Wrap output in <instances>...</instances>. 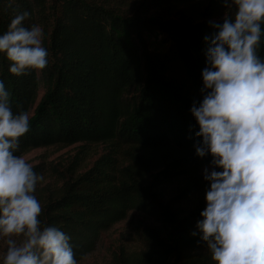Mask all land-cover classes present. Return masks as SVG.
I'll return each mask as SVG.
<instances>
[{
    "label": "trees",
    "instance_id": "16d2710c",
    "mask_svg": "<svg viewBox=\"0 0 264 264\" xmlns=\"http://www.w3.org/2000/svg\"><path fill=\"white\" fill-rule=\"evenodd\" d=\"M199 2L138 0L127 13L114 0H0V33L28 11L25 24L42 28L48 52L44 69L19 76L0 54L10 106L30 115L15 154L79 142L110 148L86 171H67L59 191L39 200V218L70 237L78 263L105 231L137 211L153 224L140 232L142 246L121 248L113 264H215L199 234H191L206 204L200 171L211 157L195 153L200 138L190 108L202 99L204 37L215 31L209 21L222 0ZM155 32L168 41L164 51L149 47L146 35ZM257 53L264 58V25ZM121 148L125 157H115ZM179 178L187 186L166 198L164 185ZM198 184L202 189L193 191ZM196 192V200L179 203Z\"/></svg>",
    "mask_w": 264,
    "mask_h": 264
},
{
    "label": "clouds",
    "instance_id": "9594fccd",
    "mask_svg": "<svg viewBox=\"0 0 264 264\" xmlns=\"http://www.w3.org/2000/svg\"><path fill=\"white\" fill-rule=\"evenodd\" d=\"M235 7L205 36L202 99L190 112L198 130L195 153L210 156L203 169L205 207L196 222L215 264H264V58L257 49L264 25V0H222ZM17 13L0 33V54L17 76L48 64L42 28ZM25 110L13 112L0 80V264H78L70 237L39 218L35 196L43 177L21 155L19 138L30 129Z\"/></svg>",
    "mask_w": 264,
    "mask_h": 264
},
{
    "label": "rangeland",
    "instance_id": "374dc122",
    "mask_svg": "<svg viewBox=\"0 0 264 264\" xmlns=\"http://www.w3.org/2000/svg\"><path fill=\"white\" fill-rule=\"evenodd\" d=\"M138 0H114L121 8L129 13L134 10ZM199 5L202 7L211 6L210 0H200ZM156 11H152L147 16H154ZM225 15V7L222 5L219 8L216 16L210 20L215 21L223 18ZM175 19L176 17H171ZM149 47L151 50L164 51L168 47V41L163 34L155 32L146 35ZM85 145V146H84ZM84 148L81 150V147ZM117 147V146H116ZM110 151L107 143H92L86 144L79 142L71 145L55 144L44 147L33 148L21 156L26 162L30 163L33 170L40 174L43 179L37 183L35 196L38 201L47 198L51 194H56L61 185L62 178L65 177L67 171L75 170L78 173L86 171L92 166L94 161L105 153ZM124 148L120 151H115V157H125ZM208 166V165H206ZM204 166V167H206ZM200 171V176L203 177V169ZM201 182V181H200ZM188 179L179 178L164 185L166 198H174L180 193V189L187 186ZM199 184L194 187L193 191H199ZM201 192L192 194L188 200H181L180 204H189L190 201L196 200ZM153 221L149 220L145 214L133 211L128 218L115 224L109 230L105 231L94 252L88 255L78 264H113V255L126 248L128 250L138 249L142 246L140 232L146 225H152ZM5 245L0 241V252H3Z\"/></svg>",
    "mask_w": 264,
    "mask_h": 264
}]
</instances>
